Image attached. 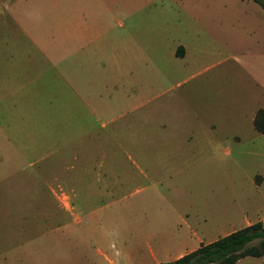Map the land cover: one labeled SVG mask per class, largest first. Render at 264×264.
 I'll use <instances>...</instances> for the list:
<instances>
[{
    "label": "rangeland",
    "instance_id": "1",
    "mask_svg": "<svg viewBox=\"0 0 264 264\" xmlns=\"http://www.w3.org/2000/svg\"><path fill=\"white\" fill-rule=\"evenodd\" d=\"M15 3L0 0V136L14 134L15 143L29 144V153L8 162L34 164L31 174L45 169L46 195L74 189L80 215L104 206L62 232L63 256L73 245L68 236L78 238L76 259L90 255L86 245L98 226L106 229L111 250L143 255L149 264L151 249L169 261L200 238L206 243L258 220L264 224V133L253 125L264 108L259 4L123 0V11H88L108 23L111 41L123 31V66L128 62L133 73L128 93L143 84H175L168 70L178 62V42L189 47L191 66L206 67L196 81L147 105L123 101L122 116L92 119L88 129L86 108L75 106L70 89V68L80 63L73 53L82 38L71 35L69 25L78 12L69 10L68 0ZM141 48L143 64L128 55ZM142 67L148 73L139 76ZM5 141L0 138V156ZM105 184L107 191L95 192ZM235 264H264V256Z\"/></svg>",
    "mask_w": 264,
    "mask_h": 264
},
{
    "label": "crops",
    "instance_id": "2",
    "mask_svg": "<svg viewBox=\"0 0 264 264\" xmlns=\"http://www.w3.org/2000/svg\"><path fill=\"white\" fill-rule=\"evenodd\" d=\"M22 1L16 0L15 4H21ZM68 8L78 12L75 17L70 18L71 35H80L82 38L79 48L73 53L74 59L80 63L70 68V89L75 97V106L80 104L86 108L85 124L88 129L92 119L106 116L115 119L122 116L123 101L133 108L147 105L177 86L188 84L191 80L196 81L206 71V67H194L188 63L191 58L189 47L178 42L173 52V57L178 62L168 70L175 77V84L163 89L153 84H143L139 88H132L134 92L128 93L133 73L128 62L123 66L126 61L123 60V31L111 41L106 34L108 23L102 18H90L87 14L88 11H123V0H68ZM119 26L123 30V21L119 22ZM261 41L264 43V39ZM143 51L144 48H141L135 56L128 55L130 59H136L143 64ZM145 73L148 71L142 67L138 74L143 76ZM191 89L192 85L185 90ZM110 102L117 111L109 109ZM106 112L109 115H106ZM0 138L6 139V153L0 156L4 157V161L0 163V187H7L5 193H0V264H123V261L125 264H143V255L134 257L131 253L123 254V248L111 250L106 240L107 231L102 226L91 231L94 238H90L89 246L86 245V252H92L90 255H82L80 259H76L73 250L80 249L77 246L78 238L68 236V240L73 238V245L65 246L64 250L70 252L63 256V245L60 242L62 232H70L72 224H79L84 217H94L104 206L80 215L79 207L74 205L77 198L74 189L71 188L70 194L61 192L46 195L45 169L40 172L38 168L36 174H31L28 170L34 167V164L8 162L13 160L15 155L21 154L24 158L25 154L29 153V144L15 143L14 134ZM137 154H143V150L137 149ZM87 169L86 165L83 170ZM40 184L43 186V193L39 191ZM108 189L109 186L105 184L102 188L96 187L95 192L102 193ZM90 197L91 194L86 195L87 202ZM200 240L201 238L192 247L181 249L186 251L173 256L171 260L204 244L200 243ZM149 257V264L166 262L161 261L153 249L150 250Z\"/></svg>",
    "mask_w": 264,
    "mask_h": 264
},
{
    "label": "trees",
    "instance_id": "3",
    "mask_svg": "<svg viewBox=\"0 0 264 264\" xmlns=\"http://www.w3.org/2000/svg\"><path fill=\"white\" fill-rule=\"evenodd\" d=\"M253 1L264 10V0ZM253 125L256 131L264 133V108L257 110ZM245 256H264V224L261 220L200 244L177 259L160 264H235Z\"/></svg>",
    "mask_w": 264,
    "mask_h": 264
}]
</instances>
